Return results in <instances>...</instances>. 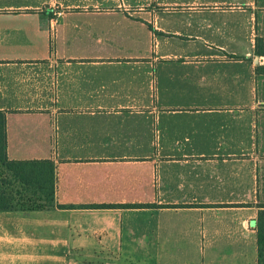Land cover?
Wrapping results in <instances>:
<instances>
[{
	"label": "crops",
	"instance_id": "crops-1",
	"mask_svg": "<svg viewBox=\"0 0 264 264\" xmlns=\"http://www.w3.org/2000/svg\"><path fill=\"white\" fill-rule=\"evenodd\" d=\"M258 39L264 0H0L7 157L56 172L0 264H259Z\"/></svg>",
	"mask_w": 264,
	"mask_h": 264
},
{
	"label": "trees",
	"instance_id": "trees-1",
	"mask_svg": "<svg viewBox=\"0 0 264 264\" xmlns=\"http://www.w3.org/2000/svg\"><path fill=\"white\" fill-rule=\"evenodd\" d=\"M257 53L264 56V39L257 40ZM7 113L0 111V165L11 175V181L18 183L26 191L34 190L39 194L38 201L42 204H34L26 201L21 207L12 203L13 195L7 190L0 189L1 211H33L51 208L55 200L56 172L55 164L51 160L41 161H11L7 157ZM64 207V206H61ZM104 207V206H101ZM140 207V206H139ZM257 218V244L259 264H264V205H260Z\"/></svg>",
	"mask_w": 264,
	"mask_h": 264
},
{
	"label": "rangeland",
	"instance_id": "rangeland-1",
	"mask_svg": "<svg viewBox=\"0 0 264 264\" xmlns=\"http://www.w3.org/2000/svg\"><path fill=\"white\" fill-rule=\"evenodd\" d=\"M11 175L7 170L0 165V189L7 190L8 193L13 195L12 203L18 207L20 204H24L26 201H31L34 204H42V201H38L39 194L35 193L34 190L26 191L16 182L10 180Z\"/></svg>",
	"mask_w": 264,
	"mask_h": 264
}]
</instances>
